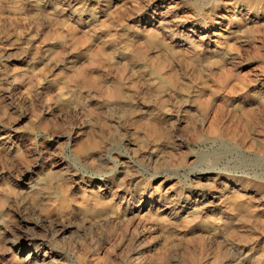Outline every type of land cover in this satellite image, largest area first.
<instances>
[{
	"label": "rangeland",
	"instance_id": "obj_1",
	"mask_svg": "<svg viewBox=\"0 0 264 264\" xmlns=\"http://www.w3.org/2000/svg\"><path fill=\"white\" fill-rule=\"evenodd\" d=\"M0 264H264V0H0Z\"/></svg>",
	"mask_w": 264,
	"mask_h": 264
}]
</instances>
